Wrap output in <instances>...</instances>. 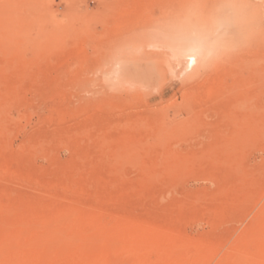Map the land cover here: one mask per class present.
<instances>
[{"label": "rangeland", "instance_id": "1", "mask_svg": "<svg viewBox=\"0 0 264 264\" xmlns=\"http://www.w3.org/2000/svg\"><path fill=\"white\" fill-rule=\"evenodd\" d=\"M0 1V237L41 204L159 229L151 262L168 238L204 248L207 264L238 257L242 242L256 250L264 0Z\"/></svg>", "mask_w": 264, "mask_h": 264}, {"label": "bare ground", "instance_id": "2", "mask_svg": "<svg viewBox=\"0 0 264 264\" xmlns=\"http://www.w3.org/2000/svg\"><path fill=\"white\" fill-rule=\"evenodd\" d=\"M176 1L180 2L179 0H174V2L172 0V2L174 4H177ZM0 2H2V1H0ZM169 2H171V0ZM8 3H10V2H8ZM2 4L6 6L7 3L6 4L2 3ZM173 7H174V5H173ZM3 8L7 9V11L9 10L8 8H6L4 6H3ZM0 10L2 12V15L5 16L6 14L4 12L6 10L4 12L2 11L3 9H0ZM7 13L10 14L9 12H7ZM5 20H7V19H5ZM1 21H3V20L1 19ZM2 24H4V23H2ZM1 27L3 28L5 26L2 25ZM2 28H0V29H2ZM5 29H6V27L3 28L2 30L6 31L7 29L6 30ZM4 31L0 30V32H4ZM5 33H3V34H4V37L6 38ZM0 47H5V46H3L0 43ZM4 49H2L0 53L4 54L2 52ZM5 50L7 51V48ZM8 51H9V49H8ZM192 51H189L188 53L185 54L187 57V61L185 64V67L187 70H191L195 64V63H191L190 59H189V53ZM195 52H196L195 62H197V56H198L197 49L195 50ZM180 53L178 54L177 52L172 50V57H177V55H180ZM182 54H183V52H182ZM182 54H181V56H182ZM8 55L9 54L7 53V56ZM11 60L12 59H10L9 61H11ZM9 61H7V62H9ZM7 62H5V64ZM2 63H3V61H2ZM9 63H11V62H9ZM19 63H21V62H19ZM2 65H4V63ZM7 65L8 64H6L4 66L5 69H6ZM19 65L21 66V64H18V67H20ZM9 66H12V65H9ZM9 66H7V67H9ZM4 67H2V68H4ZM23 68L24 67H22V69ZM19 71H22V70H19ZM15 86H16V83H15ZM6 92H8V91H6ZM0 99H2L1 96H0ZM6 101H8V100H5V102ZM2 107H3V105H2ZM4 107H6V106L4 105ZM262 128H264V126L261 127V130H262ZM144 166L146 167V165H144ZM140 169H141V167H140ZM66 180H68V179H66ZM97 180L98 179H96V181ZM119 182H120V180H119ZM127 183H128V185L130 184V182H126V184ZM103 184H105V183H103ZM126 184L124 183V185H126ZM1 185H3V184H1ZM109 188L111 189L110 186H109ZM99 191H100V189H99ZM109 191L111 192L112 190H109ZM111 193H110V195H111ZM13 194L15 195V193H13ZM13 194H11V197L13 196ZM8 198H9V196H8ZM0 204L2 205V203H0ZM1 205H0V212L2 213L6 210L1 208ZM14 206H16V205H14ZM44 206L43 205L41 206V204H39V207L36 210H34L35 208H32V210L31 209H30V211L26 210L24 213L20 212L21 211L20 210L19 211L20 215L17 214L18 216H15V217H18V219L15 220V217H14V219L12 218V220H13V221H11L12 223L10 222L9 219H7L10 222V223L9 222H7V223L11 224V226L13 228H11L10 230L3 228V230H2V236L1 237L3 240L0 243V258L2 256L5 259V257L7 256V260L9 259L10 263L12 260L13 263H11V264H26V262L24 261V259H25L24 256L28 250L29 251L32 250V251L37 253L38 257L34 262L37 261L38 264H55L59 260H62V259L64 260V258L71 256L70 255L71 253H72V258L76 256V255H74L75 253L80 255L79 259H76V260L73 259L72 264H96V263H98L99 260L104 259V258L112 259L114 261H118V259L121 258L122 260H120V262H123L124 264L125 263L127 264V262H130L129 264H207V256H205L204 248H202L203 249L202 250V249H200L199 246H194V245L192 246L191 245L192 243H190V245L178 243V242L173 241L172 239L169 240V238L168 239L166 238L167 239V242H166L167 247H164L163 249H162V247H160L159 249H157L158 256L160 255V258L158 259V261L154 262L152 260L153 262H151V261L147 260L146 256H145L147 252L150 253L149 250L146 248V246L150 240L153 241V240L159 239V240L163 241V239L161 238V236L159 234V231H158L159 229L153 230L156 233H154V232L152 233L149 230H147L148 232L146 230L144 232L138 231L136 229L137 226L136 227L134 226L135 228H133V225L132 226L130 225V227L125 226V227H127V229H126L123 226H120L119 224H117V225L111 224L110 225L108 223H102L100 218H95V217H94V219H92V217L89 218V216L85 215L86 213L82 214V212H76L74 210H71L72 208L71 209L59 208L56 210H53L51 208L52 210H46L47 207H44ZM46 206H47V204H46ZM3 207L6 208L8 206L3 205ZM18 207H20V205ZM51 207H52V205H51ZM261 208H264V206L263 207L261 206ZM9 209L10 208H8L7 210H9ZM11 209H13V207H11ZM12 211H14V210H12ZM259 212H260V214H258V215L256 214L258 216L257 217L258 219H257V221L255 220L256 223H254V224H256V226H254V227L252 226V228L256 229L255 231H254V229H252L253 233L259 231L258 235H255L254 239H253L254 242L256 243V246H255L256 250H253L252 248L251 249L253 251L250 250V248H249L250 244L248 245L247 243L242 242V244H241L242 249H244V252L243 251L242 252H243V254L244 253L246 254L245 256H241L242 252L240 250H238L237 253L241 252L239 254H236V255H239L238 257L234 256L235 258H232L230 256L232 259H229V258L227 260L224 259L223 263L218 262L217 264H264V243H262L263 240L260 239L262 237V235L264 234V223H263L264 221L263 222L261 221V219L264 216V210L262 209ZM9 213L10 212L7 211V216L9 215ZM259 215H261V219L259 218L260 217ZM3 218H4V214H3ZM255 219H256V217H255ZM3 220H5V218ZM0 225L1 226L3 225L2 221H1ZM5 227H10V225L5 226ZM121 227H123V228H121ZM250 228H251V226H250ZM246 233H247V231H246ZM251 237L253 238V236H251ZM251 237H248V238H251ZM263 237H264V235H263ZM244 238H243V240H244ZM249 240L247 242H249ZM251 242H253V241H250V243ZM241 245H240V247H241ZM164 246H165V244H164ZM197 247H199V248H197ZM34 262H32V264H35ZM116 263H119V262H116Z\"/></svg>", "mask_w": 264, "mask_h": 264}, {"label": "snow or ice", "instance_id": "3", "mask_svg": "<svg viewBox=\"0 0 264 264\" xmlns=\"http://www.w3.org/2000/svg\"><path fill=\"white\" fill-rule=\"evenodd\" d=\"M195 58H196V52L193 50L192 52L189 53V59L191 63H195Z\"/></svg>", "mask_w": 264, "mask_h": 264}]
</instances>
